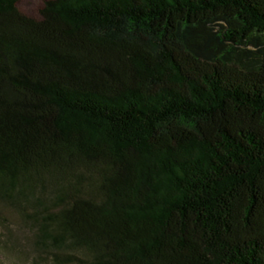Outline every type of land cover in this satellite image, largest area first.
<instances>
[{
    "label": "trees",
    "instance_id": "16d2710c",
    "mask_svg": "<svg viewBox=\"0 0 264 264\" xmlns=\"http://www.w3.org/2000/svg\"><path fill=\"white\" fill-rule=\"evenodd\" d=\"M19 1L2 248L20 229L31 264H264V0Z\"/></svg>",
    "mask_w": 264,
    "mask_h": 264
},
{
    "label": "rangeland",
    "instance_id": "374dc122",
    "mask_svg": "<svg viewBox=\"0 0 264 264\" xmlns=\"http://www.w3.org/2000/svg\"><path fill=\"white\" fill-rule=\"evenodd\" d=\"M45 1L46 0H20L17 5L20 11H22L23 13L35 18H39L41 15L40 11L44 6ZM1 211H5V218L9 221L16 220L14 213L6 209H2ZM1 224L2 223L0 221V243L2 245H5V242H3V240H5L6 238L2 236L4 228ZM14 235L20 238V240L24 244V249L21 252L15 250L11 251L9 249H3L0 245V264H31L30 258L32 257L33 253L31 249L27 247L28 241L26 239V233L21 231L20 229H16L14 231ZM16 252L21 255L17 254Z\"/></svg>",
    "mask_w": 264,
    "mask_h": 264
}]
</instances>
